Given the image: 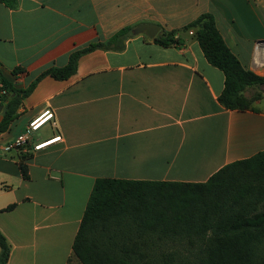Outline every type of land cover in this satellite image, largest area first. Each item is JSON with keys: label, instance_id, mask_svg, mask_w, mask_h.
I'll list each match as a JSON object with an SVG mask.
<instances>
[{"label": "crops", "instance_id": "obj_1", "mask_svg": "<svg viewBox=\"0 0 264 264\" xmlns=\"http://www.w3.org/2000/svg\"><path fill=\"white\" fill-rule=\"evenodd\" d=\"M204 13L214 15L242 66L264 77V0H17L0 1V85L27 89L45 70L68 65L74 51L123 28L155 25L158 37ZM155 38L132 33L121 50L83 55L67 80L42 78L0 134L7 264H82L73 244L99 179L202 183L264 152V93L252 88L260 94L254 109H226L224 73L193 33L177 32L180 44L166 47ZM1 96L0 123L8 111ZM46 111L54 119L29 132ZM25 133L27 146L4 151Z\"/></svg>", "mask_w": 264, "mask_h": 264}, {"label": "trees", "instance_id": "obj_2", "mask_svg": "<svg viewBox=\"0 0 264 264\" xmlns=\"http://www.w3.org/2000/svg\"><path fill=\"white\" fill-rule=\"evenodd\" d=\"M0 1L8 7L17 4V0ZM179 31L192 32L208 62L224 73L220 103L230 110L254 109L260 94L247 98L245 92L264 85V77L242 66L214 15L204 13L180 30L162 33L155 42L179 45ZM131 32L126 27L106 43L74 51L68 65L45 70L27 89L3 81L0 91L7 94L1 100L8 111L0 134L8 130L22 101L42 78L67 80L83 55L97 49L121 50ZM26 159L20 164L24 179H28ZM0 249V264H7L11 246L1 232ZM73 251L82 264H264V152L230 164L202 183L97 180Z\"/></svg>", "mask_w": 264, "mask_h": 264}, {"label": "built area", "instance_id": "obj_3", "mask_svg": "<svg viewBox=\"0 0 264 264\" xmlns=\"http://www.w3.org/2000/svg\"><path fill=\"white\" fill-rule=\"evenodd\" d=\"M192 33V32H191ZM0 94L2 96L6 95L7 92L5 90L0 91ZM54 119V114L50 111H46L44 112L42 115H40L39 117H37L35 120H33L29 126H28V131L29 132H36L38 131L45 123H47L48 121H51ZM61 139V137H57L54 138L52 140L46 141V142H41L38 143L34 146V150L35 151H39L41 149L46 148L47 146L51 145L52 143L59 141ZM31 139L28 136L27 133L20 135L17 140L10 145H7L4 148V151L6 152H10L13 149H17V148H22L27 146L30 143Z\"/></svg>", "mask_w": 264, "mask_h": 264}, {"label": "water", "instance_id": "obj_4", "mask_svg": "<svg viewBox=\"0 0 264 264\" xmlns=\"http://www.w3.org/2000/svg\"><path fill=\"white\" fill-rule=\"evenodd\" d=\"M146 32V34L151 37V38H155L158 33L160 32V27L155 26V25H149V24H144V25H140L137 28H135L132 33L134 35H138L141 33ZM3 110V114L6 113V109L4 107H2Z\"/></svg>", "mask_w": 264, "mask_h": 264}, {"label": "rangeland", "instance_id": "obj_5", "mask_svg": "<svg viewBox=\"0 0 264 264\" xmlns=\"http://www.w3.org/2000/svg\"><path fill=\"white\" fill-rule=\"evenodd\" d=\"M259 91H260V93H264V85H262V86H260L259 88H257ZM256 93V89H249L248 90V95H250V96H252V95H254ZM259 94V93H258ZM255 96V95H254Z\"/></svg>", "mask_w": 264, "mask_h": 264}]
</instances>
